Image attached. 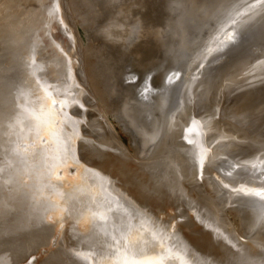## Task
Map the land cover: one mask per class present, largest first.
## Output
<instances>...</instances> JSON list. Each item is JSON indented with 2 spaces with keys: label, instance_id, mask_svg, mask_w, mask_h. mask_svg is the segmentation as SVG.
Wrapping results in <instances>:
<instances>
[{
  "label": "bare ground",
  "instance_id": "1",
  "mask_svg": "<svg viewBox=\"0 0 264 264\" xmlns=\"http://www.w3.org/2000/svg\"><path fill=\"white\" fill-rule=\"evenodd\" d=\"M263 63L258 0H0V264H264Z\"/></svg>",
  "mask_w": 264,
  "mask_h": 264
},
{
  "label": "snow or ice",
  "instance_id": "2",
  "mask_svg": "<svg viewBox=\"0 0 264 264\" xmlns=\"http://www.w3.org/2000/svg\"><path fill=\"white\" fill-rule=\"evenodd\" d=\"M259 3H264V0H258ZM251 7V6H250ZM175 75V74H173ZM172 77H169V80H171ZM62 106L58 104L56 101H52L51 108L54 111H59ZM31 115V114H30ZM33 120L37 122L36 126L39 127L41 123L49 124L51 123V117L43 112V110H40V114L37 116L32 117ZM246 194H252L255 196L260 197L261 199H264V190L261 191H255L252 193H246ZM77 255H80L79 253Z\"/></svg>",
  "mask_w": 264,
  "mask_h": 264
},
{
  "label": "rangeland",
  "instance_id": "3",
  "mask_svg": "<svg viewBox=\"0 0 264 264\" xmlns=\"http://www.w3.org/2000/svg\"><path fill=\"white\" fill-rule=\"evenodd\" d=\"M263 66H264V63L262 64ZM129 70L131 71V69L129 68ZM261 72H263L264 73V69L261 71ZM136 74V73H135ZM122 138H123V141H124V143L125 144H128V138L126 137V136H122Z\"/></svg>",
  "mask_w": 264,
  "mask_h": 264
},
{
  "label": "water",
  "instance_id": "4",
  "mask_svg": "<svg viewBox=\"0 0 264 264\" xmlns=\"http://www.w3.org/2000/svg\"><path fill=\"white\" fill-rule=\"evenodd\" d=\"M30 263H32V262H30ZM30 263H29V264H30ZM27 264H28V263H27Z\"/></svg>",
  "mask_w": 264,
  "mask_h": 264
}]
</instances>
